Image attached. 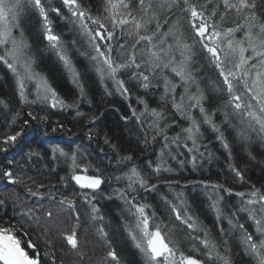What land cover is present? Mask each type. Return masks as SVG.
I'll use <instances>...</instances> for the list:
<instances>
[{
  "label": "snow or ice",
  "instance_id": "obj_1",
  "mask_svg": "<svg viewBox=\"0 0 264 264\" xmlns=\"http://www.w3.org/2000/svg\"><path fill=\"white\" fill-rule=\"evenodd\" d=\"M256 9V0H103V12L93 15L83 0H59L58 4L56 0H0V63L12 73L21 105L13 112L0 99V106L10 113L6 120L10 130L0 134V183L6 188L0 190V206L11 204L14 209L11 218L0 220V264H65V257L75 258L69 264H85L86 258L91 264L89 252L94 251L97 240L108 249L97 264H121L109 239L110 222L97 206L98 199L120 202V227L142 254L144 264H231L228 241H223L222 255L210 230L193 213L185 192L175 191L174 186H181V181L164 174L188 167L198 171V161L208 148L202 144L203 125L217 133L216 139L225 149L230 147L215 123V113L209 114L203 105L206 89L225 97L223 123L233 128L239 140H249L250 133L264 138V16H258ZM53 14L67 22L73 35L70 41L55 30ZM32 20L46 42L41 51L56 57L77 89L71 103L38 70V56L25 26ZM70 49L88 61L87 70L95 74L107 96L115 93L130 98L131 81L145 91L162 87L157 107L150 108L138 96L143 109L138 111L129 104L131 117H121L125 121L135 118L145 146L160 145L155 161L148 158L142 167L133 155L117 152L104 164L103 159L93 161L91 153L75 141L62 145L54 139L38 141V146H30L19 160L9 155L21 147L30 121L51 123L49 110L76 109V116L85 120L82 127L95 125L99 119L95 113L79 110L86 100L91 106V101ZM198 56L203 63L195 69ZM204 68L212 70L215 79L198 76ZM30 95L34 98L29 99ZM169 104L171 115L167 114ZM23 106H39V111L24 113ZM230 116H235L237 123H231ZM17 124L18 129L14 127ZM173 126L180 131L170 136ZM58 129L65 131L63 124L51 131ZM43 135L48 137L49 133ZM94 135L88 127L87 139L93 140ZM104 143L116 151L107 136ZM44 145L47 148L41 152ZM207 154L212 156L210 151ZM46 158L53 165L61 161L66 165V173L56 183L42 178V169L36 167ZM44 167L49 174L57 172V166ZM228 168L245 183L237 167L229 163ZM112 179L122 186L106 193L102 185ZM187 184L202 186L220 235L226 234L222 223L227 220L229 234L240 232L245 254L256 264H264V186L252 184L245 191H234L226 184L207 180L187 181L183 187ZM161 185L169 191L162 192ZM222 193L239 198L238 206H229L230 213L222 207ZM143 194H157L167 212L158 214ZM242 214L254 231L240 222ZM82 215L87 218V227ZM169 222H173L171 227ZM175 222L183 226V239L173 234Z\"/></svg>",
  "mask_w": 264,
  "mask_h": 264
},
{
  "label": "trees",
  "instance_id": "obj_2",
  "mask_svg": "<svg viewBox=\"0 0 264 264\" xmlns=\"http://www.w3.org/2000/svg\"><path fill=\"white\" fill-rule=\"evenodd\" d=\"M57 4L59 3V0H56ZM84 6L91 10V13L93 15H98L103 12V0H83ZM257 4V15L258 16H264V0H256ZM53 20H54V28L59 33H64L65 40L70 41L73 38V35L69 32V26L67 22L61 21L58 18H56L53 14ZM35 24V20H32ZM32 21L26 22L25 26L28 24V26L32 25ZM26 28H28L26 26ZM86 47V46H85ZM73 55L74 63L76 64V67L83 73V79L82 82L86 86L88 100L91 101V106L89 105L88 101L86 100L84 103H82V107L80 111L87 113L88 115H91L95 113L97 116H99V119L96 121L95 125H87L82 127V125L85 124V120L82 117H75L76 112L74 109H67L65 111H62L60 109L56 110H49V114L51 117V123L47 125H41L37 124L35 121H30V127L26 128V136L22 138L21 140V147L16 149L17 152L10 153V156H14L16 160H19L23 154L24 151H27L28 148L31 147H37L38 141H43L47 139H54L61 143L62 145H65L68 142H71L73 140H76V136L82 137L84 144H78L82 148L87 149L89 153H91V159L93 161H97L98 159L94 157L95 153L97 151H100L103 158L104 164L108 163L107 158H114L117 155V152L120 155H126L131 154L134 157V162L140 164L142 167L146 166V162L148 158H151L153 161L156 160V156L159 152L160 145L157 144H148V146H145L142 143V134L138 133V128L135 122V118L130 121H125L121 119L122 116H128L129 113L125 114V109L129 107V104L132 106L137 102V97H143L142 92L140 90H135L134 86L136 84L135 81H131L129 84L133 86L134 88L131 89L132 95L130 98H127L126 101H121L116 99V101L112 102L110 99L104 98L101 92L96 89L95 87V81L92 78V76L88 73L86 70L88 61L80 56L78 53H76L74 50H71ZM43 59H40L38 65V70L44 72L50 82L56 86L57 91L61 95L62 98L66 100V102L70 103L71 99H75L77 94L76 92L72 91L70 83L67 81L65 76L67 75L65 70L63 69V66L60 62L54 56H52L50 53H42L41 57ZM203 63L202 56H198L196 58V63H194L193 67L195 69L201 68V65ZM87 72H86V71ZM12 73L6 68L3 67V64L0 63V99H3L6 103L9 104L11 111H15L17 108L21 107L19 102V96L17 94V90H15L14 81L10 79ZM198 76H206L211 77L215 79V74L212 70L204 68L202 71L197 73ZM206 83V81H205ZM203 86V85H202ZM31 87V86H30ZM70 87V88H69ZM151 88L147 90L149 95V100L145 98L147 103L149 104L150 108H155L160 104L159 96L162 93V88ZM157 91H160L157 92ZM163 91V89H162ZM179 91H182L180 89ZM194 91V89H193ZM73 94V95H71ZM147 97V96H146ZM31 95L29 96V99H32ZM118 101V102H117ZM156 101V102H155ZM155 105V106H154ZM203 105L206 108V110L209 112V114L215 113L214 120L217 125H219L221 128V121H222V95L212 91L211 89H206L205 91V99L203 101ZM84 106L88 107L85 108ZM120 108V112H119ZM29 110H35L39 111V106H23V112L26 113ZM119 114L117 113V111ZM142 110V109H140ZM139 111V110H138ZM129 112V111H128ZM171 106L168 105V115H171ZM193 112L199 116L198 109H194ZM102 114V115H101ZM10 117V113L2 108L0 106V134L9 131L10 129L7 126L6 120ZM24 117H21V121ZM179 121V116L176 117ZM58 124H63L65 127V131H58L56 133H52L51 128L53 126H56ZM181 126H186V122L180 121ZM18 129L19 124L14 126ZM88 127H91L93 130L94 139L89 141L87 137L85 136V132L87 131ZM224 129V128H223ZM70 130V131H68ZM180 128L173 126L172 129H169L168 134L175 135L176 132H179ZM44 132H48L49 136L45 137L43 135ZM202 133H203V140L202 144H206L208 146L207 151L205 152V157L200 160L199 164L201 165L198 169V171H192L190 167L186 168L184 171L180 172L178 171L175 174H164L169 179H179L181 181V186H174L175 191H184L185 196L188 200V203L191 205L192 211L194 214H196L201 221H203L204 226H206L213 237V239L217 242V244L220 246L218 249L220 253L222 254V236L220 235V231L218 232L217 227H214L216 225L215 221V215L214 213L206 206L208 201L206 199V195L204 194V191L202 189V186L198 185H192L187 184L186 187H183V185L187 181L191 180H207L210 182L215 183H222L226 184L228 187H235L236 190L234 191H241L240 189L243 188V185L246 186L247 190L250 185L254 184L256 187H262L264 186V155H262L261 149H259V143L253 144L251 147L248 148H242L243 146H240L239 143H235L233 141V138L231 139L229 135H226V139L229 143V149H226L228 151V154L231 152V160L226 159V151L225 148L222 146L221 142L216 139L217 133L213 132L211 127L208 125L202 126ZM225 133V131H224ZM74 134V135H73ZM138 135L140 138L138 139ZM107 136V138L110 140L111 145H114L116 148V151H113L112 147L108 144L104 143V137ZM232 137V136H231ZM65 138V139H63ZM228 138H230L228 140ZM61 139H63L61 141ZM149 139L151 137L149 136ZM251 143V142H250ZM144 146H141V145ZM90 145V146H89ZM75 146V145H73ZM47 148V145H44V147L40 148L41 152L44 151V149ZM103 149V151H101ZM204 151V149H201ZM208 151L212 153V156H208ZM249 151V153H248ZM247 153L245 156L244 153ZM183 158V157H181ZM206 158H214L216 159L215 162L209 163V164H203V162H207ZM252 159V160H249ZM0 160H3V156L0 155ZM40 161L37 163L36 167L37 169H42L43 171V177L45 179H50L53 183H56L59 179L60 175H64L66 173V165L61 161L59 165H53L52 162L47 161V159ZM6 163V161H4ZM87 162V161H85ZM115 163L113 159V164ZM231 163L235 167H237L242 174L245 177V183H238V178L234 177V174L229 170L228 164ZM44 165L48 166H57V172L49 174L47 167H44ZM178 167V166H177ZM112 171L115 172L116 175L119 174V172H116L115 168L112 169ZM91 174V173H90ZM240 182V181H239ZM110 183L118 184L117 182L110 180L106 185H102L103 188L109 185ZM115 186V185H111ZM120 186L118 184L116 187ZM233 188V189H235ZM0 190H6L5 184L0 183ZM160 190L162 192H168L169 189L167 186L161 185ZM71 191V189H69ZM147 196V200L149 203L156 205H160L161 209H157L158 214L159 213H166L167 209L162 204V202L159 201L157 194H143ZM100 202V203H99ZM97 206L100 207L101 213L105 216H111L114 219H116L115 224L120 222L119 217L117 218L116 215H113L114 211H119L120 207H117L116 205H112L111 202H107L104 199L97 200ZM116 206V207H115ZM83 211V210H82ZM14 214V209L11 204H7L4 206H0V220L7 221L9 218H11ZM109 216V218H110ZM167 219V216H165ZM82 220L85 221V227H87V218L82 215ZM114 222V221H113ZM173 222H169V226H172ZM175 229H174V235L176 236L177 233L182 232L181 229L183 228L182 225H179L178 222H175ZM67 226L70 228L71 223H68ZM217 226V225H216ZM114 227V226H113ZM109 231V239L111 240L112 247L117 251L122 264H139L137 261L139 258L136 256L135 252L130 250L128 248V245L126 242L123 241V237L121 234V231L118 229L116 230L112 228L111 230L107 228ZM182 236V233H179L178 236ZM176 236V237H178ZM183 237V236H182ZM34 239H37L36 236L33 237ZM184 238V237H183ZM180 238V239H183ZM236 238V237H235ZM42 243V242H41ZM233 244V243H232ZM230 244V257L232 264H249L250 258H247L244 256L243 253H240L238 251H242L241 248L238 246V249L236 248V244L233 245ZM59 246V245H58ZM91 249V246H89ZM186 247V246H185ZM108 249L103 245V242L96 241L95 249L94 251L89 252V255L92 257L91 264H97V262L106 255V252ZM186 251V250H185ZM187 252V251H186ZM59 255V254H58ZM70 259H75L74 257H65V264H69ZM47 264V262H46ZM85 264H89L87 258L85 261Z\"/></svg>",
  "mask_w": 264,
  "mask_h": 264
},
{
  "label": "rangeland",
  "instance_id": "obj_3",
  "mask_svg": "<svg viewBox=\"0 0 264 264\" xmlns=\"http://www.w3.org/2000/svg\"><path fill=\"white\" fill-rule=\"evenodd\" d=\"M231 19V18H230ZM28 28H27V34H28V37H29V39H30V41L32 42V45H33V51H35L36 53H37V56H38V65H40V63H39V61H40V59H43V58H40L41 57V55H42V53H44V52H42L41 51V49L43 48V46H44V44L46 43V42H44L43 41V39H42V35L40 34V32H39V25L38 24H35L33 21H32V25H30V26H28V24L26 25ZM238 35H241V34H238ZM51 54V53H50ZM52 56H54L53 54H51ZM54 58H56L55 56H54ZM87 65V68H86V70L88 69V63L86 64ZM3 67H6L5 65H3ZM7 68V67H6ZM85 70V71H86ZM88 71V70H87ZM86 71V72H87ZM88 73L92 76V78L94 79V83H95V87H96V89L97 90H99L101 93L100 94H102L103 96H104V98H106V99H110L112 102H114V101H116V99H118V100H120L121 99V101H126V98H124V97H122V96H120V95H118V94H113L112 96H107V95H105L104 94V89H103V86L100 84V82H99V80H98V78L95 76V74L94 73H92V72H90V71H88ZM82 76H83V73H82ZM65 78L67 79V81L70 83V85L72 86L71 88V90L72 91H74V93L76 92V94L78 95V92H77V89L75 88V86L71 83V81H70V79H69V77H68V75H66L65 76ZM10 79L12 80V82L14 81V84L13 85H15V79H14V77H13V75H11V77H10ZM129 87H131V89L132 88H134L135 90H140L141 92H142V96H143V98L145 99V98H147V100H149L150 98H149V95L150 94H148V92L147 91H145V90H143V89H141L137 84H135V86L133 87V86H131L130 84H129ZM15 88H16V85H15ZM70 88V87H69ZM137 88V89H136ZM162 88V87H161ZM15 90H17V89H15ZM157 90V89H156ZM157 92H159L160 93V91H157ZM161 92H162V89H161ZM71 95H73V94H71ZM161 95V94H160ZM147 96V97H146ZM225 99V97H223L222 96V121H221V125H222V127L224 128H222V130L223 131H225V133H224V135L226 136V135H229L230 136V138L232 139L233 138V141L235 142V143H239L240 144V146H245L246 148H248L249 146L251 147L253 144H255L256 143V141H257V143H259L258 145H259V149H261V151H262V155H264V138H261V137H259L256 133H250V139L249 140H247V141H241V140H239L238 138H237V136H236V133H235V131L233 130V128L232 127H230L229 125H227V124H225V123H223V121H224V119H225V117H224V110H223V100ZM74 99L72 98L71 99V102L73 101ZM137 101V100H136ZM159 101H160V96H159V100H158V103H159ZM70 102V103H71ZM118 102V101H117ZM156 102V101H155ZM155 106V105H154ZM85 108H87L88 109V107H86V106H84ZM132 107H134V108H136L137 110H140V109H143V105H141V104H138V102H136ZM81 108H83L82 107V105H80V108H79V110L81 109ZM70 109H72V108H70ZM84 109V108H83ZM74 111L76 112V109H74ZM117 111V110H116ZM121 110H120V108H119V112H120ZM129 111V112H128ZM230 111V110H229ZM119 112L117 111V113L119 114ZM127 113H129V117H131V111H130V109H129V107H127L126 109H125V114H127ZM76 118H77V116H75ZM134 118H132V120H133ZM150 119V118H149ZM229 120L231 121V123H233V124H235V123H237V118L235 117V116H230L229 117ZM232 136V137H231ZM230 138H228V140L230 139ZM63 139H65V138H63ZM63 139H61V141L63 140ZM76 140H73V141H75V144H84L85 142H83V140H82V137H80V136H76V138H75ZM251 142V143H250ZM255 142V143H254ZM61 143H63V142H61ZM150 144H152V143H150ZM84 145H86V144H84ZM90 146V145H89ZM141 146H144L143 144L141 145ZM148 146V145H147ZM225 151H226V159L228 160L229 159V154H228V151L225 149ZM15 152H17L16 150H13V152H11V154L12 153H15ZM231 153V152H230ZM248 153H249V151H248ZM245 154V156L247 155V153L245 152L244 153ZM94 157H96L97 159H103V158H105L104 156H102V154L100 153V151H97V153H95V155H94ZM247 157H248V155H247ZM47 159V158H46ZM207 159V162H203V164H209L210 162L211 163H213V162H215L216 161V159H214V158H206ZM249 160H252V159H250L249 158ZM47 161H50L49 159H47ZM51 162V161H50ZM199 162H201V161H198V164H199ZM42 163H44V161L42 160ZM200 165V164H199ZM209 165H211V164H209ZM264 166V165H263ZM119 175V174H118ZM113 181H115V182H117L115 179H112ZM238 183H242V182H239V181H237ZM111 185H115V186H111ZM118 184H115V183H110L109 185H107L106 187H104L103 189H104V191L107 193V192H111L114 188H117L116 186H117ZM122 186V184H120V186H118V187H121ZM103 187V186H102ZM259 187V186H258ZM233 188H235V187H233ZM245 189H246V186L245 185H243V188H241L240 190L241 191H245ZM234 190H236V188L234 189ZM222 195L224 196V201H223V204H222V207L224 208V210H225V212L226 213H230L231 212V207H229V206H238V199L239 198H237V197H235L234 195L233 196H229L227 193H222ZM100 200H102V199H100ZM105 201H107V202H111L112 201V205H116L117 207H120V202L118 201V200H116V199H113V200H111V201H109V200H105ZM100 203V202H99ZM115 206V207H116ZM161 206L160 205H156V208L157 209H159ZM162 208V207H161ZM160 208V210H162ZM113 215H116V217L118 218L119 217V211H114L113 212ZM105 216V215H104ZM110 216V215H109ZM109 216H105V220H106V222H110V224H109V227H108V229H114V227H115V229L117 230H119V231H121V234H122V237H123V241L124 242H126V244L128 245V248L130 249V250H132V251H134L135 252V254H136V256H138V258H141V256H142V254L134 247V244H133V242L131 241V239L130 238H128L127 237V234L123 231V229H122V227H120V222H118V223H116L115 224V221H116V219H114L113 217H111L110 216V218H109ZM201 217V216H200ZM199 217V218H200ZM114 221V222H113ZM240 222L241 223H245L246 224V227L248 228V230L250 231V232H252V231H254V229H253V227H252V225H251V222H248L247 220H246V216H244L243 214H242V216H241V220H240ZM217 225V224H216ZM216 225H214V227H217V230H218V232H219V227L218 226H216ZM114 226V227H113ZM222 227L226 230V234L222 237V255L223 254H225L224 253V244H223V241L224 240H227L228 241V244H227V247L229 248V247H231L230 246V244H236V248L238 249V246L241 248V250L242 251H238L239 253H240V255H241V253H243L244 254V256L245 257H247V258H250L249 260H250V262L251 263H255L256 264V262H255V259L251 256V255H246L245 254V251H244V248H243V246L241 245V243H240V240H239V236H240V232L239 231H236V232H234V233H231V234H229L230 232H231V229L229 228V225H228V223H227V220H224L223 221V223H222ZM179 233H182V232H179ZM179 233H177L176 234V236H178L179 235ZM220 233V232H219ZM183 236V235H182ZM181 235L180 236H178L177 238H183ZM236 237V238H235ZM98 241V240H97ZM101 242V241H100ZM232 244V245H233ZM238 245V246H237ZM185 250L186 251H188V248H187V245L185 244ZM220 248V247H219ZM239 250V249H238ZM221 251V250H220ZM228 255L230 256V253H228ZM241 257H242V255H241ZM201 259H203L204 257H200ZM230 258H232V257H230ZM207 264H216V262L215 261H209V262H207ZM232 264V263H231Z\"/></svg>",
  "mask_w": 264,
  "mask_h": 264
},
{
  "label": "bare ground",
  "instance_id": "obj_4",
  "mask_svg": "<svg viewBox=\"0 0 264 264\" xmlns=\"http://www.w3.org/2000/svg\"><path fill=\"white\" fill-rule=\"evenodd\" d=\"M242 148H245V146L242 147ZM85 261H86V260H85ZM137 261L139 262V264H144L143 256H141V258H139ZM122 263H123V262H122ZM122 263H121V264H122ZM249 264H253V263H249ZM254 264H255V263H254Z\"/></svg>",
  "mask_w": 264,
  "mask_h": 264
}]
</instances>
